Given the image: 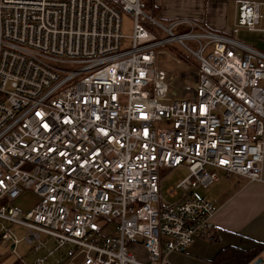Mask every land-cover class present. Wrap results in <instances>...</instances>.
<instances>
[{"label":"built area","instance_id":"built-area-1","mask_svg":"<svg viewBox=\"0 0 264 264\" xmlns=\"http://www.w3.org/2000/svg\"><path fill=\"white\" fill-rule=\"evenodd\" d=\"M261 5L240 1L224 34L160 24L144 0H0V244L47 249L32 264L58 252L57 264H170L210 236L216 206L191 193L211 169L263 179L264 50L238 37L264 38ZM173 43L196 60L180 94L157 66ZM180 166L168 202L160 170ZM28 189L41 201L25 211L13 202ZM139 241L146 259L129 247Z\"/></svg>","mask_w":264,"mask_h":264},{"label":"crops","instance_id":"crops-1","mask_svg":"<svg viewBox=\"0 0 264 264\" xmlns=\"http://www.w3.org/2000/svg\"><path fill=\"white\" fill-rule=\"evenodd\" d=\"M153 14L169 21L186 18L200 22L208 29L219 33L229 34L237 20L238 3L242 0H144ZM261 2L263 15L259 26L264 28V0H248ZM249 31V30H241ZM240 31V33H241ZM253 32V31H249ZM239 33V34H240ZM258 33L259 42L255 44L258 49L264 50V38ZM239 36V35H238ZM216 172L217 179L208 184H199L191 194L204 197L213 202L216 212L211 219L212 234L196 240L184 252H171L168 256L170 264H216L214 260L219 253L228 247L249 250L261 248L259 255L248 264H255L258 258H262L264 264V163L263 179L250 180L239 175H228L223 169L212 168ZM168 200V202L179 200ZM22 243V242H21ZM17 244H0V252L9 253L10 258L3 260L0 254V264H32L38 255L47 254V249L36 253L32 246L23 242L26 247L24 255L18 253ZM50 239L48 249L54 245ZM131 251L140 258L146 259L148 254L139 242H130ZM29 248V250H28ZM15 255V260L13 258ZM5 257V256H4ZM63 253H57L56 257H49L47 264H57V259L62 258ZM22 259V261L20 260ZM62 259H65L63 257ZM75 264H84L83 260L76 259Z\"/></svg>","mask_w":264,"mask_h":264},{"label":"rangeland","instance_id":"rangeland-1","mask_svg":"<svg viewBox=\"0 0 264 264\" xmlns=\"http://www.w3.org/2000/svg\"><path fill=\"white\" fill-rule=\"evenodd\" d=\"M148 1V0H147ZM264 14V9L262 10ZM148 14L153 15L156 20L163 25H168L169 20L153 14L150 9H147ZM180 19V18H179ZM150 30L159 36L160 39L167 36V33L161 29L158 25L155 27H150ZM123 31L126 35H131L132 28L130 17L125 15L123 17ZM259 34L256 32L241 31L239 38L251 45L258 44ZM122 48L127 49L130 47V39L124 38L122 40ZM157 66L161 69H164L167 72L169 77V82L172 84V92L175 91L180 94L182 84L191 83V76L196 69V60L192 54H189L188 49L181 43H173L170 45H164L158 48L157 51ZM210 169V167H208ZM216 173V172H215ZM189 175V170L186 166H180L174 169L162 168L160 170V189L163 196L168 200H171L172 197L169 196V189L172 186H175L178 182ZM41 201L39 194L34 192L31 189L25 190L14 202L15 206L23 208L25 211L34 208ZM13 230L19 238H23L27 229L19 224L13 225ZM26 247L23 242L18 246V253L24 255L26 252ZM29 250V248H28ZM3 254V260L10 258L12 254L0 252ZM5 256V257H4ZM15 260V255H13ZM83 260V258H80Z\"/></svg>","mask_w":264,"mask_h":264},{"label":"trees","instance_id":"trees-1","mask_svg":"<svg viewBox=\"0 0 264 264\" xmlns=\"http://www.w3.org/2000/svg\"><path fill=\"white\" fill-rule=\"evenodd\" d=\"M146 6L148 9L149 5L147 3ZM260 252V247L249 250L228 247L219 253L214 262L216 264H248L255 259Z\"/></svg>","mask_w":264,"mask_h":264},{"label":"water","instance_id":"water-1","mask_svg":"<svg viewBox=\"0 0 264 264\" xmlns=\"http://www.w3.org/2000/svg\"><path fill=\"white\" fill-rule=\"evenodd\" d=\"M262 258H258L256 261H255V264H261L262 263Z\"/></svg>","mask_w":264,"mask_h":264}]
</instances>
